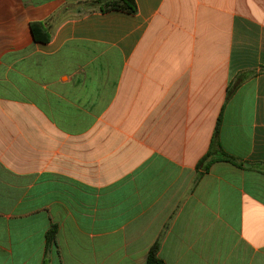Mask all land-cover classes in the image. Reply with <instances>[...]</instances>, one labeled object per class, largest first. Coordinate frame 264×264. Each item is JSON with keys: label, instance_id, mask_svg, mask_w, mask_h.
I'll use <instances>...</instances> for the list:
<instances>
[{"label": "crops", "instance_id": "obj_1", "mask_svg": "<svg viewBox=\"0 0 264 264\" xmlns=\"http://www.w3.org/2000/svg\"><path fill=\"white\" fill-rule=\"evenodd\" d=\"M91 1L0 0V264H264V0Z\"/></svg>", "mask_w": 264, "mask_h": 264}, {"label": "trees", "instance_id": "obj_2", "mask_svg": "<svg viewBox=\"0 0 264 264\" xmlns=\"http://www.w3.org/2000/svg\"><path fill=\"white\" fill-rule=\"evenodd\" d=\"M85 5L90 8H92L94 5H98L99 10L103 12L108 10H119L129 14H134L136 11V5L134 0H110L109 2L104 4L101 3V0H95L91 2H86ZM29 31L34 42H38V43L48 42L49 40L48 29L45 27L44 24L40 22H32L29 24ZM216 131L217 129L215 130V132ZM215 148L216 146L214 140H212L207 157L210 156V154ZM205 159L206 158H204L201 161V165H203L204 170L207 169V166L209 164V163L207 164L205 163ZM220 159L234 164L233 160L225 155L222 156ZM55 234H56L55 227H53L49 232H47L46 247L51 248L53 245H55ZM144 264H163L162 260L157 256V245H154L149 250Z\"/></svg>", "mask_w": 264, "mask_h": 264}, {"label": "rangeland", "instance_id": "obj_3", "mask_svg": "<svg viewBox=\"0 0 264 264\" xmlns=\"http://www.w3.org/2000/svg\"><path fill=\"white\" fill-rule=\"evenodd\" d=\"M110 0H106V1H101V3H107V2H109ZM98 5H94L92 8H95V7H97Z\"/></svg>", "mask_w": 264, "mask_h": 264}]
</instances>
